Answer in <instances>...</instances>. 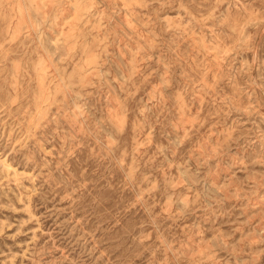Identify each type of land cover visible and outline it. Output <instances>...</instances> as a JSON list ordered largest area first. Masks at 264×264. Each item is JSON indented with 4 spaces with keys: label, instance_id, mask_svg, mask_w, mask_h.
Here are the masks:
<instances>
[{
    "label": "rangeland",
    "instance_id": "obj_1",
    "mask_svg": "<svg viewBox=\"0 0 264 264\" xmlns=\"http://www.w3.org/2000/svg\"><path fill=\"white\" fill-rule=\"evenodd\" d=\"M0 264H264V0H0Z\"/></svg>",
    "mask_w": 264,
    "mask_h": 264
}]
</instances>
